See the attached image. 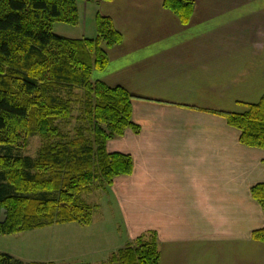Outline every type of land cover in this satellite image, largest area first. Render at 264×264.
<instances>
[{"label":"crops","instance_id":"0c3cea01","mask_svg":"<svg viewBox=\"0 0 264 264\" xmlns=\"http://www.w3.org/2000/svg\"><path fill=\"white\" fill-rule=\"evenodd\" d=\"M164 1L78 2L81 39L97 14L123 36L92 80L127 90L140 127L107 144L133 160L108 188L117 231L126 245L156 234L159 264H264L252 237L264 211L251 193L264 183V150L212 113L243 114L264 96V0H190L187 25Z\"/></svg>","mask_w":264,"mask_h":264},{"label":"trees","instance_id":"16d2710c","mask_svg":"<svg viewBox=\"0 0 264 264\" xmlns=\"http://www.w3.org/2000/svg\"><path fill=\"white\" fill-rule=\"evenodd\" d=\"M78 2L0 0V148H18L33 136L45 142L34 161L11 153L0 156V214L4 210L6 216L0 236L54 223L88 227L96 208L83 202L82 195L98 182L111 187L116 178L133 172L132 158L109 154L107 143L123 137L128 129L140 132L132 121L134 97L122 87L92 80L95 71L107 69V50L122 44V34L111 18L101 14L95 19V39H67L54 33L57 23L79 24ZM164 7L184 25L194 13L190 0H165ZM76 89L83 92L80 99L72 97ZM79 101L81 125L73 139L62 125L73 120ZM212 113L240 131L241 144L264 150V96L243 114ZM251 193L264 211V183ZM252 237L264 242V228ZM108 262L159 264L157 235H142ZM0 264L23 263L0 254Z\"/></svg>","mask_w":264,"mask_h":264},{"label":"rangeland","instance_id":"374dc122","mask_svg":"<svg viewBox=\"0 0 264 264\" xmlns=\"http://www.w3.org/2000/svg\"><path fill=\"white\" fill-rule=\"evenodd\" d=\"M83 1L85 0H79V2ZM79 25L80 20L77 26L57 23L54 25V33L67 39H81L83 32L81 28H77ZM85 35L86 39H95L96 25L89 24ZM72 95L73 99H80L83 92L76 89L72 91ZM74 107L73 120L62 125L64 133L73 139L75 129L81 125L77 118L81 114L82 104L79 101ZM86 137L92 139L90 132L86 133ZM44 143L40 137L33 136L26 144L16 147L17 149L9 150L7 147H1L0 156L11 153L12 156L28 157L34 161L38 158ZM108 188H104L102 183L98 182L89 193L82 195L83 202L96 208L90 226L54 223L45 228L17 235L0 236V254L13 255L15 257H11L20 262L21 260L16 257H23L25 258L22 261L23 264L36 263L35 261L38 260H43L45 263L52 260L48 263L53 264H82L81 262L83 264H109L108 261L114 254L135 240L126 245L128 240L124 231H117L116 223L120 220L118 218L120 215ZM121 226L124 228V223L121 222ZM37 231L41 233H31Z\"/></svg>","mask_w":264,"mask_h":264},{"label":"water","instance_id":"95a60500","mask_svg":"<svg viewBox=\"0 0 264 264\" xmlns=\"http://www.w3.org/2000/svg\"><path fill=\"white\" fill-rule=\"evenodd\" d=\"M6 220L5 211L2 210L0 214V224H3Z\"/></svg>","mask_w":264,"mask_h":264}]
</instances>
